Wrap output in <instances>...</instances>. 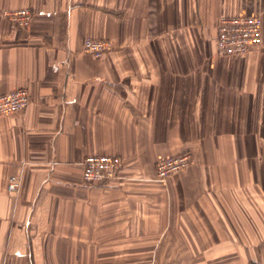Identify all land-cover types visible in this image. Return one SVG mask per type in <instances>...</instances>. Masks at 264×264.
Returning a JSON list of instances; mask_svg holds the SVG:
<instances>
[{
  "label": "crops",
  "instance_id": "0c3cea01",
  "mask_svg": "<svg viewBox=\"0 0 264 264\" xmlns=\"http://www.w3.org/2000/svg\"><path fill=\"white\" fill-rule=\"evenodd\" d=\"M33 11L12 28L3 11ZM262 43L219 55L222 15ZM85 37L108 39L101 58ZM0 264L264 263V0H0ZM189 151L165 182L155 163ZM113 154L118 178L82 162ZM10 176L20 179L7 191Z\"/></svg>",
  "mask_w": 264,
  "mask_h": 264
},
{
  "label": "built area",
  "instance_id": "2783aa9c",
  "mask_svg": "<svg viewBox=\"0 0 264 264\" xmlns=\"http://www.w3.org/2000/svg\"><path fill=\"white\" fill-rule=\"evenodd\" d=\"M2 15L12 28H26L33 19L30 8L10 9ZM215 35L216 51L219 55H245L262 43V19L255 15H222L218 18ZM112 48L108 39L85 37L82 50L92 57L101 58ZM30 102L29 91L17 88L0 94V117L23 111ZM194 163L192 153L185 151L160 159L154 166L153 180L165 182L170 176L189 168ZM124 165L121 157L113 154H90L82 162V178L87 184L111 182L118 178ZM20 179L10 176L7 191H16Z\"/></svg>",
  "mask_w": 264,
  "mask_h": 264
},
{
  "label": "rangeland",
  "instance_id": "374dc122",
  "mask_svg": "<svg viewBox=\"0 0 264 264\" xmlns=\"http://www.w3.org/2000/svg\"><path fill=\"white\" fill-rule=\"evenodd\" d=\"M155 164H156V163H155ZM253 264H264V263H261V262L259 263V262H258V263H253Z\"/></svg>",
  "mask_w": 264,
  "mask_h": 264
}]
</instances>
